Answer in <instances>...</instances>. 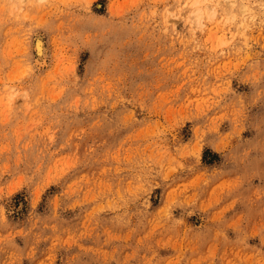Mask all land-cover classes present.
<instances>
[{
    "label": "rangeland",
    "instance_id": "rangeland-1",
    "mask_svg": "<svg viewBox=\"0 0 264 264\" xmlns=\"http://www.w3.org/2000/svg\"><path fill=\"white\" fill-rule=\"evenodd\" d=\"M0 264H264V0H0Z\"/></svg>",
    "mask_w": 264,
    "mask_h": 264
},
{
    "label": "bare ground",
    "instance_id": "bare-ground-1",
    "mask_svg": "<svg viewBox=\"0 0 264 264\" xmlns=\"http://www.w3.org/2000/svg\"><path fill=\"white\" fill-rule=\"evenodd\" d=\"M245 7V6H244ZM196 19H197V17H196ZM37 37V36H36ZM35 42V41H34ZM44 42V41H43ZM34 45V44H33ZM35 47H36V51H37V53L39 54V55H41V53H42V48H43V45H42V40H40V39H38V37H37V39H36V43H35ZM45 49V48H44ZM37 63V62H36ZM39 64V63H38Z\"/></svg>",
    "mask_w": 264,
    "mask_h": 264
}]
</instances>
